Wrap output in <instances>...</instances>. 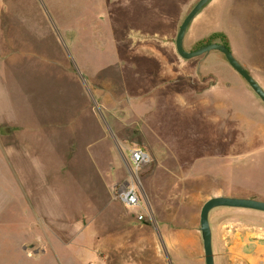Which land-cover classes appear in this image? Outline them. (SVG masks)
Masks as SVG:
<instances>
[{"label": "rangeland", "instance_id": "obj_1", "mask_svg": "<svg viewBox=\"0 0 264 264\" xmlns=\"http://www.w3.org/2000/svg\"><path fill=\"white\" fill-rule=\"evenodd\" d=\"M198 1L0 0V264H181L156 228L199 227L213 196L264 201L263 102L219 51H176ZM216 32L264 89V0L210 1L185 49ZM132 147L151 157L136 208L113 194ZM230 211L264 238L263 212Z\"/></svg>", "mask_w": 264, "mask_h": 264}, {"label": "crops", "instance_id": "obj_2", "mask_svg": "<svg viewBox=\"0 0 264 264\" xmlns=\"http://www.w3.org/2000/svg\"><path fill=\"white\" fill-rule=\"evenodd\" d=\"M6 133H11V130L9 129ZM233 209L225 208L213 214L210 213L215 264H256L258 245L264 238L243 241L241 234L233 231L235 224L228 219L232 214L230 210ZM156 229L159 231L160 241L166 248L174 251L175 257L180 259L181 264H205L199 227L193 225L187 229L182 228L176 233H170L165 226ZM190 236L193 237L190 238ZM147 242H154L155 247L158 246L156 239H148ZM100 254L103 261L109 257L105 249H102ZM183 258L186 262L182 260Z\"/></svg>", "mask_w": 264, "mask_h": 264}, {"label": "water", "instance_id": "obj_3", "mask_svg": "<svg viewBox=\"0 0 264 264\" xmlns=\"http://www.w3.org/2000/svg\"><path fill=\"white\" fill-rule=\"evenodd\" d=\"M210 1L212 0H199L182 21L175 39V47L178 55L182 59L190 60L197 57H205L212 51H219L224 55L231 68L234 69L244 79V81L264 104V89L252 76V74L236 59L230 47H227L222 43L211 42L199 46L192 51L185 49L184 40L189 25ZM220 207L247 209L264 213V201L253 197L246 198L220 195L213 196L205 201L201 207L199 216V232L203 244L205 264H215L210 213L213 209Z\"/></svg>", "mask_w": 264, "mask_h": 264}, {"label": "built area", "instance_id": "obj_4", "mask_svg": "<svg viewBox=\"0 0 264 264\" xmlns=\"http://www.w3.org/2000/svg\"><path fill=\"white\" fill-rule=\"evenodd\" d=\"M131 165V179L120 181L114 189V197L119 199L126 207L136 208L141 206L140 196L137 189V183L140 184L139 171L147 167L151 163L149 153L141 147H132L129 149ZM141 185V184H140ZM137 221H145L142 213L137 215Z\"/></svg>", "mask_w": 264, "mask_h": 264}, {"label": "trees", "instance_id": "obj_5", "mask_svg": "<svg viewBox=\"0 0 264 264\" xmlns=\"http://www.w3.org/2000/svg\"><path fill=\"white\" fill-rule=\"evenodd\" d=\"M211 42H218L226 45L227 47H230L228 37L223 34V33H213L210 37L209 40L206 42V44L211 43ZM204 44H200L202 46Z\"/></svg>", "mask_w": 264, "mask_h": 264}]
</instances>
